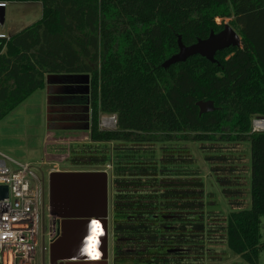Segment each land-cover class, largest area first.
Listing matches in <instances>:
<instances>
[{"label": "trees", "instance_id": "trees-1", "mask_svg": "<svg viewBox=\"0 0 264 264\" xmlns=\"http://www.w3.org/2000/svg\"><path fill=\"white\" fill-rule=\"evenodd\" d=\"M31 2L41 4L40 20L0 39V120L42 90L45 76L87 75L92 141L247 143L249 206L227 214L223 235L230 252L256 264L264 251V132H252V121L264 118V0H0ZM225 20L240 48L216 53L215 63L193 56L161 68L178 52V37L193 45ZM198 102L212 110L201 113ZM101 114L116 116V130L98 129ZM116 193L113 264H190L183 260L208 255L189 242L204 225L194 217L201 201ZM130 208L146 219L134 220Z\"/></svg>", "mask_w": 264, "mask_h": 264}, {"label": "rangeland", "instance_id": "rangeland-1", "mask_svg": "<svg viewBox=\"0 0 264 264\" xmlns=\"http://www.w3.org/2000/svg\"><path fill=\"white\" fill-rule=\"evenodd\" d=\"M41 15L42 7L39 2L8 3L3 15L6 19L3 24L0 23V30L6 31L5 35L8 36L12 31L16 33L37 22ZM8 28L9 30H5ZM45 103L44 93L40 90L0 120V155L13 169L29 165L36 179L41 180L43 175L46 209V194L51 182H48L46 174L49 168L41 165L43 161H47L43 146L47 116ZM48 130L57 133L62 131L52 124L48 125ZM87 131L81 145H71L74 150H70L69 146L66 148L67 145L65 151L59 148L61 155L63 152L67 153L66 165L60 168L70 173L100 172L107 178L106 215L104 219L100 218L105 227L102 262L113 264L114 199L118 189L131 192L137 201L143 197L157 202L169 198H180V201L184 198H195L201 201L199 205L194 203L199 208L197 211H200L194 217L200 215L204 225L194 226L195 235L189 242L194 246L200 245L199 248L194 247L197 252H205L208 248L209 253L203 259L188 262L183 260L184 263L246 264L240 256L226 248L223 224L231 210H241L249 206L250 154L247 143H193L176 138L170 142H160V138L152 141L147 137L145 142H96L91 140L90 131ZM46 165L52 166L49 162ZM180 176L184 177L180 179ZM151 208V214H159L155 213V208ZM130 209L134 220L146 219L147 212L141 213L139 208ZM164 209L172 210V207L167 205ZM48 222L46 217L45 233ZM259 227L261 243L264 244V217L259 220ZM41 242L47 245L46 235L42 236ZM175 261L169 259L168 264H175ZM23 264H48V249L36 250L30 260ZM256 264H264V251L258 254Z\"/></svg>", "mask_w": 264, "mask_h": 264}, {"label": "built area", "instance_id": "built-area-1", "mask_svg": "<svg viewBox=\"0 0 264 264\" xmlns=\"http://www.w3.org/2000/svg\"><path fill=\"white\" fill-rule=\"evenodd\" d=\"M0 5L4 7L3 4ZM2 38L4 37L1 35L0 39ZM98 129L103 132L114 131L116 116L100 115ZM87 132L85 131L84 136L80 138L76 134H68L67 139L62 141L71 144L82 142ZM252 132H264V118L253 119ZM49 135L47 142L53 138ZM65 142L60 144L66 145ZM6 161L0 155V187L7 189V197L0 199V264H23L30 260L36 250L46 251L49 248L60 220L51 207L48 192L45 209L43 182L31 173L32 167L25 165L13 169L6 164ZM46 217L49 222L45 233ZM95 221L97 220L93 222ZM43 235L47 236L48 247L41 242Z\"/></svg>", "mask_w": 264, "mask_h": 264}, {"label": "water", "instance_id": "water-1", "mask_svg": "<svg viewBox=\"0 0 264 264\" xmlns=\"http://www.w3.org/2000/svg\"><path fill=\"white\" fill-rule=\"evenodd\" d=\"M3 15L4 7L0 5V19L3 18ZM177 47L178 52L161 64L162 69L167 70L173 65L184 63L187 59L193 56H199L210 63H215L214 57L216 53L228 48H240L241 41L235 31L231 29L228 24H224L223 29L220 32L216 34L210 33L207 39L198 40L190 46H184L181 43L180 37H178ZM79 77L84 80L83 86L86 89L84 94L88 96L89 76L84 75ZM197 106L201 113H207L212 110L209 103L198 102ZM88 128L89 127L86 129L88 130ZM101 178L102 177L96 175L80 177H71L70 175L51 176L50 195L53 194V191L56 192V188L58 190L61 189L75 206L74 212L70 217L64 218L58 214L60 220L59 223H64V226H62L63 230L61 237L57 241H52L49 245L48 251L51 264L57 261L66 262V264H88L90 261L95 260L89 257L84 251L83 241L88 233L89 227H87V223L89 222L81 220L105 217V212H102L103 203L105 205V201L102 198L103 193L105 192V186L102 185L103 182L100 181ZM6 197V187H0V199H5ZM59 229L57 228V231ZM71 230L82 231L81 234L77 233L79 234L77 240L69 239L68 235ZM102 241L101 244L103 245ZM103 257L104 251L101 253V259L98 261L105 264V262L101 261Z\"/></svg>", "mask_w": 264, "mask_h": 264}, {"label": "crops", "instance_id": "crops-1", "mask_svg": "<svg viewBox=\"0 0 264 264\" xmlns=\"http://www.w3.org/2000/svg\"><path fill=\"white\" fill-rule=\"evenodd\" d=\"M6 8H7V4L5 5L4 10H6ZM5 19L6 18L0 19V23L3 24ZM227 22L228 20H225V23ZM7 25L9 27V24ZM5 30H9V28ZM16 33H13L12 31L10 35L6 36L5 35L6 31L0 30V36L2 35L6 39H8L9 37H11L12 35ZM83 82L84 80L82 81L80 77L62 76V75L45 76L44 86H43L42 91L44 93V98L46 100L45 104H46L47 116H46V135H45V140L43 142V146H45L44 153L47 156L46 162H49V164H51L53 167L46 165V162L44 161L42 162L41 165L49 168L46 170V174L49 178L48 182H50V178L52 175H55V176H63V175L69 176L70 175L71 177L96 175V176L102 177L100 181H102L103 182L102 185L105 186L104 187L105 192L103 193V197H102L105 201V205L103 203L102 212L103 213L105 212L104 214L106 215L107 178L103 176L102 173L100 172L70 173V171H64V170H61L60 168V166L62 167L63 165H66V162H67V153L63 152V154L61 155L59 152L60 149H63V151H65L66 148L69 146L70 150H74V146H71L73 145V143L72 144L70 142L66 143L65 141H62V140L67 139L66 135L69 134V132H73L74 134L77 135L78 138H80L81 136L82 137L84 136V134L82 133H84L85 130L87 131L86 129L87 121H86V116L84 113L85 108L83 107L82 99L80 97V95H82V93L80 92V87L83 85ZM256 118L260 119L262 117H255V119ZM49 124H52L53 126H57V128H61L62 131L60 133L49 131L48 130ZM64 131H68V132L64 133ZM49 134H51L53 138L50 140V142H47V138ZM61 142H65V144L67 145L66 148L64 144H60ZM77 145H81V143L78 142ZM51 167L53 171H50ZM41 181H43V175H42ZM49 184L50 183H48V185ZM48 193L50 194V187L48 188ZM101 219H104V218H101ZM60 229L61 231L63 230L62 227H60Z\"/></svg>", "mask_w": 264, "mask_h": 264}, {"label": "bare ground", "instance_id": "bare-ground-1", "mask_svg": "<svg viewBox=\"0 0 264 264\" xmlns=\"http://www.w3.org/2000/svg\"><path fill=\"white\" fill-rule=\"evenodd\" d=\"M60 191V192H59ZM51 207L59 214L61 217H70L74 212L75 206L68 199L65 193L56 188V192L53 191V194L50 195ZM86 227V226H84ZM88 233L83 241L84 251L87 253L92 260L88 264H102L98 259L101 258V253L103 252V248H101V241L104 236V224L103 221L97 220L95 224L92 222L87 223ZM77 233L81 234V230H77Z\"/></svg>", "mask_w": 264, "mask_h": 264}, {"label": "flooded vegetation", "instance_id": "flooded-vegetation-1", "mask_svg": "<svg viewBox=\"0 0 264 264\" xmlns=\"http://www.w3.org/2000/svg\"><path fill=\"white\" fill-rule=\"evenodd\" d=\"M83 81V80H82ZM85 91H86V89H85V87L82 85L81 87H80V92L82 93V95H80V97H81V99H82V104H83V107L85 108L84 109V113H85V116H86V127H89V124H90V116H89V95L88 96H86L84 93H85ZM91 220H92V222L94 221V220H100V219H98V218H96V219H89V220H87V219H85V220H81V221H85V222H89V223H91ZM100 221H102V220H100ZM64 223H59V226L60 227H62V226H64L63 225ZM60 227H58V229L60 228ZM67 232V231H66ZM61 235H62V231H61V229H59L58 231H57V229H56V232H55V234H54V239H53V241H57L60 237H61ZM69 239L70 240H77L78 239V237H79V234H77V231L76 230H74V231H72L71 230V232L69 233ZM103 239V238H102ZM48 264H51L50 263V260H49V251H48ZM53 264H66V262H61V261H57V262H54Z\"/></svg>", "mask_w": 264, "mask_h": 264}, {"label": "snow or ice", "instance_id": "snow-or-ice-1", "mask_svg": "<svg viewBox=\"0 0 264 264\" xmlns=\"http://www.w3.org/2000/svg\"><path fill=\"white\" fill-rule=\"evenodd\" d=\"M95 224V222H93Z\"/></svg>", "mask_w": 264, "mask_h": 264}]
</instances>
